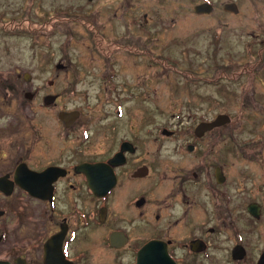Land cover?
<instances>
[{"label": "flooded vegetation", "instance_id": "obj_1", "mask_svg": "<svg viewBox=\"0 0 264 264\" xmlns=\"http://www.w3.org/2000/svg\"><path fill=\"white\" fill-rule=\"evenodd\" d=\"M13 80L0 79V261L264 264V100L242 103L261 113L247 135L223 110L189 123L184 147L146 151L134 110L95 118L64 106L71 89Z\"/></svg>", "mask_w": 264, "mask_h": 264}, {"label": "rangeland", "instance_id": "obj_2", "mask_svg": "<svg viewBox=\"0 0 264 264\" xmlns=\"http://www.w3.org/2000/svg\"><path fill=\"white\" fill-rule=\"evenodd\" d=\"M201 1L0 0V79L42 94L71 89L64 106L95 118L134 110L146 151L184 147L189 123L223 110L243 117L247 135L261 113L244 106L264 100V0H212L196 12ZM229 2L237 13L223 9Z\"/></svg>", "mask_w": 264, "mask_h": 264}, {"label": "water", "instance_id": "obj_3", "mask_svg": "<svg viewBox=\"0 0 264 264\" xmlns=\"http://www.w3.org/2000/svg\"><path fill=\"white\" fill-rule=\"evenodd\" d=\"M224 9L227 10V11L235 12V13L238 12V6L236 4H234V3L233 4H227V5H225ZM211 10H212V5H210V4H203V5L198 6L196 8V12H210ZM57 67H64V65L62 63H58L57 64ZM27 94H28V97H29V92ZM53 99H54L53 96L52 97L51 96H48L46 98V104H50L51 101H49V100H53ZM72 113H77V112H72ZM72 113H66V112H64V113H62V115L71 116ZM221 117L224 118V122H228L230 120V116L227 115V114L222 115ZM215 124H218V123L216 122ZM210 126H212V124ZM203 128H204V125L201 124L199 126V129L205 130ZM101 165H103V164H101ZM0 264H10V263L9 262H6V261H0Z\"/></svg>", "mask_w": 264, "mask_h": 264}]
</instances>
